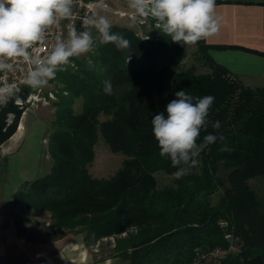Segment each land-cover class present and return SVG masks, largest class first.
<instances>
[{
    "label": "trees",
    "instance_id": "obj_1",
    "mask_svg": "<svg viewBox=\"0 0 264 264\" xmlns=\"http://www.w3.org/2000/svg\"><path fill=\"white\" fill-rule=\"evenodd\" d=\"M115 32L131 41L130 52L101 44L94 64H80L70 75L48 132L51 170L23 183L12 207L47 211L53 228L84 232L85 243L126 233L115 249L126 264H194L201 251L205 256L228 250L227 235L239 250L221 264H264V198L250 183L264 177V86H244L209 55L211 48L239 47H212L201 40L197 46L211 72L197 74L173 69L185 48L161 32L150 44L129 29ZM109 77L110 96L103 92ZM181 89L215 98L208 119L221 127L209 124L198 143L207 134L226 141L209 145L191 174L175 179L176 188L159 190L154 174L173 175L177 169L160 157L151 120ZM30 93L31 87L24 88L0 108V147L17 132ZM78 98L83 108L77 114ZM101 115L108 119L100 122ZM99 134L112 153L130 155L110 179L89 172ZM219 189L223 195L212 205L210 196Z\"/></svg>",
    "mask_w": 264,
    "mask_h": 264
},
{
    "label": "clouds",
    "instance_id": "obj_2",
    "mask_svg": "<svg viewBox=\"0 0 264 264\" xmlns=\"http://www.w3.org/2000/svg\"><path fill=\"white\" fill-rule=\"evenodd\" d=\"M75 2L0 0V73L13 72L20 63L30 65L23 82L33 89H42L58 71L65 70L71 58L92 51L96 41L92 29L98 33L100 44L114 45L118 52H130L131 41L123 33L113 32L106 16L93 13L82 18V31L71 27L66 38L57 37L51 51L41 56L35 46L44 43L46 32L53 26L73 18ZM94 7L106 8L104 0H99ZM127 7L133 24L151 17L163 35L184 46H195L219 31L216 0H127ZM113 87L111 77L103 81L106 95L113 94ZM14 91V84L5 83L0 87V103H6ZM174 96L164 111L153 116L151 124L160 157L171 161L177 169L173 176L181 179L199 165V157L209 145L218 139L226 141V137L207 134L198 143L201 131H207L209 124L214 129L221 127L220 121L208 119L213 96L193 97L183 89Z\"/></svg>",
    "mask_w": 264,
    "mask_h": 264
},
{
    "label": "crops",
    "instance_id": "obj_3",
    "mask_svg": "<svg viewBox=\"0 0 264 264\" xmlns=\"http://www.w3.org/2000/svg\"><path fill=\"white\" fill-rule=\"evenodd\" d=\"M216 1H220L215 10L219 31L205 42L212 47L239 48H211L210 57L244 85L264 84V55L258 54L264 53V0ZM46 129L45 121L28 108L15 135L0 147V264H87L81 244L73 249L71 237L32 242L19 234L16 219L8 214L23 183L41 177L38 170Z\"/></svg>",
    "mask_w": 264,
    "mask_h": 264
},
{
    "label": "rangeland",
    "instance_id": "obj_4",
    "mask_svg": "<svg viewBox=\"0 0 264 264\" xmlns=\"http://www.w3.org/2000/svg\"><path fill=\"white\" fill-rule=\"evenodd\" d=\"M104 4L107 7L105 10L100 11V15L106 16L111 21L113 32L118 31L121 28L129 29L133 31L139 39L148 44L159 38L160 30L155 27V21L151 17L144 19L143 23H132L130 19L131 10L127 7V0H104ZM92 32L93 36L96 38L92 51L82 56L71 58L70 64L64 66L65 70L58 71L56 76L49 81L47 86L42 89L31 88L32 92L36 94V98L31 99L27 104L30 109L34 110L35 113L45 121L47 126L41 154V164L38 170L39 176H43L47 172H50L52 167V161L48 153V132L52 128V122L55 120V112L57 109L56 104L59 103V97L62 94L66 95V92H63V89H66L68 83L67 79L70 78L71 74L79 71L80 64L85 65L87 68L91 67L94 64L95 58L98 56L101 44L99 43L98 33L94 30H92ZM146 37L148 38L145 39ZM184 48L185 56L180 63L174 64L173 69L175 71H191L197 74H207L211 72V69L205 60V56L201 50H199L197 45L184 46ZM239 82L243 84L241 81ZM257 86L262 87L264 84H258ZM82 108L83 99H75L73 103L75 113H80ZM107 119V116L101 115L99 121L103 122ZM24 129L25 126L19 132L18 137L23 134ZM94 150L95 158L91 165H89V172L92 177L96 179H110L122 168L124 161L130 158L128 153H112L101 134H99ZM36 172L37 171H35V173ZM154 176L159 190L176 188V178L173 175L159 171L156 172ZM250 183L259 196L264 198V177L251 180ZM222 195L223 190L219 189L210 196V203L212 205L218 204ZM8 214L16 219L19 234L32 242L42 243L63 236H68L71 237L73 241V249H77V244H81V250L86 254L87 264H126L117 257V252L115 250L117 240L126 237V233L105 237L96 242L91 238L88 243H85L84 236L86 234L84 232H71L67 230L59 231L53 228L51 226V214L47 211H34L25 208V206L18 205L11 208V210L8 211ZM223 225L227 227L226 223H223ZM226 239L230 243V248L228 250L209 252L205 256H203L204 254H202L201 251L194 264H221L222 260L228 255L236 254L239 250L237 240L233 239L231 236H226Z\"/></svg>",
    "mask_w": 264,
    "mask_h": 264
},
{
    "label": "built area",
    "instance_id": "obj_5",
    "mask_svg": "<svg viewBox=\"0 0 264 264\" xmlns=\"http://www.w3.org/2000/svg\"><path fill=\"white\" fill-rule=\"evenodd\" d=\"M97 3H99V0H76L73 8V12H74L73 18L69 20L61 21L59 25L53 26L51 29H49L46 32L44 43L37 44L35 46L37 52L41 56L47 55L51 51V48L56 41V38L57 37L66 38L67 33L71 27H75L77 31H82L83 17L92 15L93 13L100 15V11L106 9V8H95L94 5H96ZM92 30L95 31V29ZM28 67H30V65L20 63L19 67H17L15 71L8 73H0V87H3L5 83L14 84L15 85L14 94L24 88H29V86L23 82ZM11 97H9V99ZM35 98H36V94L32 92L28 96L27 102H30L31 99H35ZM17 103L22 104L21 100H18ZM3 104L4 103H0V108L2 107ZM227 236H231V235H227Z\"/></svg>",
    "mask_w": 264,
    "mask_h": 264
}]
</instances>
